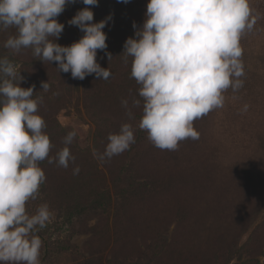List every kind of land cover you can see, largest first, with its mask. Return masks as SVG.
Here are the masks:
<instances>
[{
    "label": "rangeland",
    "instance_id": "obj_1",
    "mask_svg": "<svg viewBox=\"0 0 264 264\" xmlns=\"http://www.w3.org/2000/svg\"><path fill=\"white\" fill-rule=\"evenodd\" d=\"M147 3L76 0L56 18L65 27L55 42L67 46L84 35L68 23L77 11L91 8L93 22L111 16L103 31L113 58L102 50L96 57L111 70L107 80L73 79L31 48L12 53L3 45L16 29L0 31V56L14 63L24 78L20 86L35 85L33 98H42L38 114L53 145L49 155L77 132L68 145L75 163L40 162L46 180L26 205L30 214L42 203L52 211L37 233L41 264H264V0H250L257 21L240 41L243 87L228 89L222 108L195 120L199 138L181 141L175 151L155 147L139 129L142 107L132 109L130 120L121 104L139 99L132 58L125 62L122 53L133 23L143 25ZM123 123L132 125L135 143L110 160L96 159L93 149L102 153Z\"/></svg>",
    "mask_w": 264,
    "mask_h": 264
},
{
    "label": "clouds",
    "instance_id": "obj_2",
    "mask_svg": "<svg viewBox=\"0 0 264 264\" xmlns=\"http://www.w3.org/2000/svg\"><path fill=\"white\" fill-rule=\"evenodd\" d=\"M76 0H0V31L14 27L4 48L12 53L31 48L40 61L57 62L59 72L83 80L95 74L98 80L111 76L97 62V50L107 52L103 31L111 16L93 22L94 13L84 7L68 21L84 35L64 46L56 43L65 25L56 19L67 4ZM99 0H82L98 6ZM128 3L129 0H122ZM257 16L250 0H148L145 20L134 37L124 43L125 62L131 57V78L139 85V99H122L129 119L133 108L142 107L139 129L161 150L175 151L186 139L197 140L194 121L222 108L224 93L243 87L244 65L241 38L251 32ZM24 78L7 55L0 56V264H41L42 240L37 233L47 226L52 211L47 203L34 213L27 203L36 200L46 176L40 162L68 168L75 163L68 145L75 130L64 137L55 156L44 132L46 122L38 114L42 98H33L35 85L20 86ZM43 91L50 87L41 82ZM245 105L243 111H247ZM104 151L93 156L104 162L120 155L135 143L134 129L123 123L109 133ZM79 166L73 169L78 174Z\"/></svg>",
    "mask_w": 264,
    "mask_h": 264
}]
</instances>
